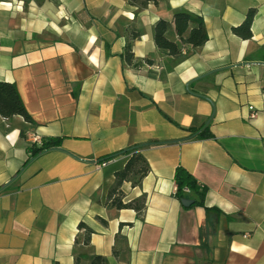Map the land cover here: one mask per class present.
<instances>
[{"label":"crops","instance_id":"1","mask_svg":"<svg viewBox=\"0 0 264 264\" xmlns=\"http://www.w3.org/2000/svg\"><path fill=\"white\" fill-rule=\"evenodd\" d=\"M177 9L208 38L171 56L153 27ZM0 81L32 119L0 116V264H264V0H0ZM33 136L60 144L31 156ZM135 146L148 172L120 192L141 213L107 200ZM178 166L204 207L175 197Z\"/></svg>","mask_w":264,"mask_h":264},{"label":"trees","instance_id":"2","mask_svg":"<svg viewBox=\"0 0 264 264\" xmlns=\"http://www.w3.org/2000/svg\"><path fill=\"white\" fill-rule=\"evenodd\" d=\"M132 4L137 5V7L143 8L150 1L155 0H129ZM255 14L254 9H249L244 21L238 26L232 27V31L238 36L248 39L252 36L251 33V23ZM193 24L194 26L190 28L186 37L184 34L189 29V26ZM173 26L174 32L178 37L179 43L174 40H170L167 37V32L170 26ZM208 36L203 30V19L201 16L194 14L185 9H177L173 12L172 21H166L160 19L153 27V40L156 46L165 51L171 56L181 55L182 49L186 47H197L207 40ZM123 55L125 59H130L132 53L130 51V45L126 44L124 48ZM19 115L22 116L25 121L31 122L32 119L25 109L19 93L17 91L16 85L11 82L0 81V116L4 118H11L12 116ZM211 133L205 129L198 135L199 138L210 137ZM60 144L59 139L48 138L41 142L39 146L32 145L28 151L31 156H35L39 152L58 146ZM129 154V158L121 170L114 173L115 182L113 187L108 191L107 200L109 204L115 206L116 208H135L139 213H141L143 204L136 205L132 202L123 203L121 200L120 185L123 181L129 180L132 184H138L141 179L148 172V164L143 155L140 153L139 147L130 148L126 152ZM174 182H175V197L181 201L185 199V189L193 192L196 195V203L199 206L204 205V196L206 188H200L197 184L196 179L183 167L178 166L174 172ZM208 209V208H207ZM79 228H85V235L83 238V244H89V236L91 230L85 226L84 223L78 225ZM116 253V252H115ZM87 259V264H108L105 257L100 255H82L77 254L75 256V264H80L81 259Z\"/></svg>","mask_w":264,"mask_h":264},{"label":"built area","instance_id":"3","mask_svg":"<svg viewBox=\"0 0 264 264\" xmlns=\"http://www.w3.org/2000/svg\"><path fill=\"white\" fill-rule=\"evenodd\" d=\"M251 116L254 117V116H255V112H252V113H251ZM32 138H33V142H36V143H38V144H41V141L39 140L38 137L33 136ZM185 191H187V189H185Z\"/></svg>","mask_w":264,"mask_h":264},{"label":"water","instance_id":"4","mask_svg":"<svg viewBox=\"0 0 264 264\" xmlns=\"http://www.w3.org/2000/svg\"><path fill=\"white\" fill-rule=\"evenodd\" d=\"M193 201L192 200H189V199H182L181 200V203L184 205V206H188L189 204H191Z\"/></svg>","mask_w":264,"mask_h":264}]
</instances>
